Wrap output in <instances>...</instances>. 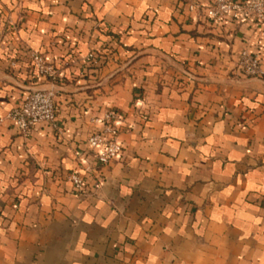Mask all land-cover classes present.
<instances>
[{
    "label": "crops",
    "instance_id": "obj_1",
    "mask_svg": "<svg viewBox=\"0 0 264 264\" xmlns=\"http://www.w3.org/2000/svg\"><path fill=\"white\" fill-rule=\"evenodd\" d=\"M191 1L0 0V264H264V78L237 67L264 69V25ZM39 87L58 126L23 133L6 115ZM110 109L123 152L102 165Z\"/></svg>",
    "mask_w": 264,
    "mask_h": 264
},
{
    "label": "built area",
    "instance_id": "obj_2",
    "mask_svg": "<svg viewBox=\"0 0 264 264\" xmlns=\"http://www.w3.org/2000/svg\"><path fill=\"white\" fill-rule=\"evenodd\" d=\"M199 6H201V0L190 2L191 9H197ZM206 15L213 22L253 18L259 24L264 25V0H214L206 8ZM86 60L87 64L98 63L93 52L87 55ZM31 63L36 80L52 83L59 80L61 76L59 69L50 63L42 53L33 51ZM237 67L246 76L264 78V69L259 56L246 49L240 53ZM57 107V91L55 89L33 88L19 106L7 113L6 118L13 121L23 133H28L37 124H49L56 128L58 126ZM93 122L100 123V127L89 136L87 145L91 150L97 151V159L100 164H109L123 152V145L119 139L122 130L120 115L116 110L110 109L101 118H94ZM68 179L74 183L77 189L82 190L84 180L79 173L69 174Z\"/></svg>",
    "mask_w": 264,
    "mask_h": 264
}]
</instances>
